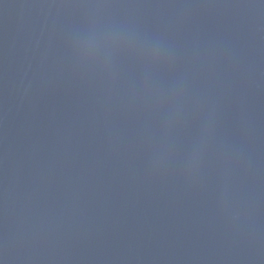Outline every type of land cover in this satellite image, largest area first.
<instances>
[{
  "label": "water",
  "instance_id": "obj_1",
  "mask_svg": "<svg viewBox=\"0 0 264 264\" xmlns=\"http://www.w3.org/2000/svg\"><path fill=\"white\" fill-rule=\"evenodd\" d=\"M0 264H264V0H0Z\"/></svg>",
  "mask_w": 264,
  "mask_h": 264
}]
</instances>
